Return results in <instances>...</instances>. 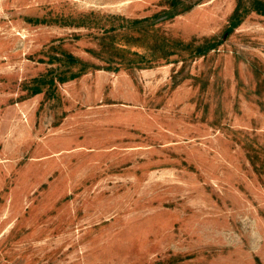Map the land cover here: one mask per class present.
<instances>
[{
  "label": "rangeland",
  "instance_id": "374dc122",
  "mask_svg": "<svg viewBox=\"0 0 264 264\" xmlns=\"http://www.w3.org/2000/svg\"><path fill=\"white\" fill-rule=\"evenodd\" d=\"M152 28L215 45L103 68ZM0 264H264V0H0Z\"/></svg>",
  "mask_w": 264,
  "mask_h": 264
},
{
  "label": "trees",
  "instance_id": "16d2710c",
  "mask_svg": "<svg viewBox=\"0 0 264 264\" xmlns=\"http://www.w3.org/2000/svg\"><path fill=\"white\" fill-rule=\"evenodd\" d=\"M236 14V12H235ZM89 17L91 14H88ZM86 15L81 14L78 18H83L79 23L76 25L79 26H89L86 25ZM234 17H231L232 24L234 22ZM112 18L113 21H116L115 18ZM94 26V25H93ZM232 27V26H231ZM230 27V28H231ZM99 32L103 36L109 37L112 43H115L117 38L123 44L129 43L132 41L133 37L127 33H121L120 30H126V27L121 26L120 28H116L113 25L109 26H97ZM150 37L151 43H149L142 52H136L129 50V45L126 49L122 50L118 47H126L125 45L119 44L117 48L112 47L111 51L107 53L106 56L101 57V61L107 64L108 66H103L106 70H117L119 68L125 69H145L150 68L158 63L169 62L171 58L176 57L178 53H182L181 51H186L188 57H199L208 52L213 48L214 39H204L200 43H196V41H191L189 43H181L179 41H174L169 38L163 37L159 34L156 29L152 28L150 30ZM116 39V40H115ZM120 52H124L128 55H135L137 59H132L133 61H129L124 63L123 61L116 63L111 58H119L121 60L127 59V57L120 55ZM57 62V66L46 71L45 74H41L38 78L34 79L30 83L26 84V90L30 91L31 93H40V92H55L57 83H63L78 76L84 74L89 69L93 67V65L89 64L88 62L78 60L71 55L63 54L60 58L55 59ZM111 64V65H110ZM94 68V67H93ZM45 89V90H44Z\"/></svg>",
  "mask_w": 264,
  "mask_h": 264
}]
</instances>
